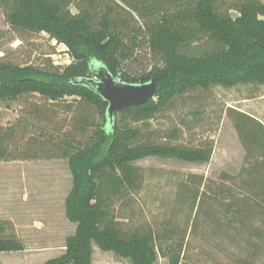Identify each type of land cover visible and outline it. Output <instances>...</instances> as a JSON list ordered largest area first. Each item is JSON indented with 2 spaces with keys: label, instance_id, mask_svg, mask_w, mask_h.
<instances>
[{
  "label": "trees",
  "instance_id": "trees-1",
  "mask_svg": "<svg viewBox=\"0 0 264 264\" xmlns=\"http://www.w3.org/2000/svg\"><path fill=\"white\" fill-rule=\"evenodd\" d=\"M0 7L13 31L45 32L66 45L72 57L66 66L55 65L51 59L39 66L0 58V101L28 94L51 103L75 97L66 106L76 112L73 129L59 141L49 134L52 148L46 154L31 144L17 155L11 153L14 133L0 132V161L39 159L42 154L47 159L69 160L73 189L67 214L77 227L67 239L66 252L46 264H92L93 242L132 264H155L160 255L167 256L163 242L169 236L150 228L125 230L123 217L115 210L116 201L141 189L143 172L135 162L159 155L207 163L214 146L211 142L200 146L158 142L142 128L120 125L118 116L146 122L191 90L264 83V2L0 0ZM145 47L153 61L148 68L134 70L130 62ZM99 66L127 83L154 80L156 99L117 112L110 123L109 103L91 81ZM234 113L235 128L248 150H264V125L247 113ZM193 191L195 202L199 189ZM179 246L180 251L171 254V264H181L183 245ZM23 249L18 237H0V252Z\"/></svg>",
  "mask_w": 264,
  "mask_h": 264
},
{
  "label": "rangeland",
  "instance_id": "rangeland-1",
  "mask_svg": "<svg viewBox=\"0 0 264 264\" xmlns=\"http://www.w3.org/2000/svg\"><path fill=\"white\" fill-rule=\"evenodd\" d=\"M72 10L77 12L75 6ZM135 57L134 70L153 61L147 47ZM0 58L39 66L48 59L59 66L72 62L67 46L49 34L13 31L1 7ZM74 100L51 103L28 94L0 101V132L14 133L9 151L17 155L31 144L46 154L52 148L49 134L59 141L73 129L76 112L66 106ZM236 111L264 125V83L191 90L146 122L118 116L120 125L142 128L158 142L214 146L207 163L159 155L135 162L143 172L141 189L116 201L115 210L125 230L150 228L169 236L163 242L167 256L160 255L155 264H171L181 244V264H264V150H248L235 128ZM43 154L0 161V237L16 236L24 244L21 251L0 252L1 264H46L66 252L67 239L76 231L67 214L73 189L69 160ZM197 189L200 197L194 202ZM92 264L132 261L93 242Z\"/></svg>",
  "mask_w": 264,
  "mask_h": 264
},
{
  "label": "water",
  "instance_id": "water-1",
  "mask_svg": "<svg viewBox=\"0 0 264 264\" xmlns=\"http://www.w3.org/2000/svg\"><path fill=\"white\" fill-rule=\"evenodd\" d=\"M94 72L96 78L91 81L96 86L98 93L109 103L110 123L114 121L117 112L156 99L157 91L154 80L142 84L127 83L115 78L104 66H99Z\"/></svg>",
  "mask_w": 264,
  "mask_h": 264
}]
</instances>
